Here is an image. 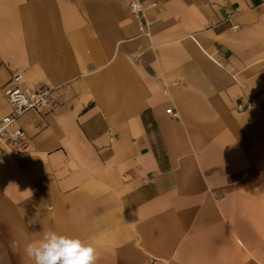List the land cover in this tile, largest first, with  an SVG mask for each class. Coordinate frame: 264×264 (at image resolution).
Here are the masks:
<instances>
[{"label": "crops", "instance_id": "obj_1", "mask_svg": "<svg viewBox=\"0 0 264 264\" xmlns=\"http://www.w3.org/2000/svg\"><path fill=\"white\" fill-rule=\"evenodd\" d=\"M141 1L149 35L128 0H0V118L14 75L58 102L0 156V264L49 230L96 264H264V0Z\"/></svg>", "mask_w": 264, "mask_h": 264}, {"label": "built area", "instance_id": "obj_2", "mask_svg": "<svg viewBox=\"0 0 264 264\" xmlns=\"http://www.w3.org/2000/svg\"><path fill=\"white\" fill-rule=\"evenodd\" d=\"M156 5V3H153ZM128 9L138 21L140 33L149 35L141 0H128ZM236 13H231L232 18ZM22 74L14 75L4 86L3 92L9 105V112L0 118V156L5 152L25 153L29 148V139L25 131L18 126V120L27 113L42 114L44 110H53L58 102L53 89L43 85L27 91L21 85ZM250 105L236 106L237 111H245ZM171 113V109L166 110ZM175 116V113H171Z\"/></svg>", "mask_w": 264, "mask_h": 264}, {"label": "clouds", "instance_id": "obj_3", "mask_svg": "<svg viewBox=\"0 0 264 264\" xmlns=\"http://www.w3.org/2000/svg\"><path fill=\"white\" fill-rule=\"evenodd\" d=\"M13 252H20V246L13 241ZM22 255L34 264H96V249L83 240L55 231H45L38 240L23 246Z\"/></svg>", "mask_w": 264, "mask_h": 264}]
</instances>
